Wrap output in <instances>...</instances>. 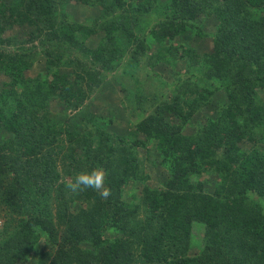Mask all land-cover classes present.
I'll return each mask as SVG.
<instances>
[{
    "label": "trees",
    "instance_id": "obj_1",
    "mask_svg": "<svg viewBox=\"0 0 264 264\" xmlns=\"http://www.w3.org/2000/svg\"><path fill=\"white\" fill-rule=\"evenodd\" d=\"M65 1L98 4L106 21L121 10L105 26L107 42L87 49L96 63L111 67L125 51L147 58L155 42L151 68L185 63L184 74L193 68L194 75L180 78L171 97L140 115L134 133L117 135L80 108L86 91L53 60L26 77L29 56L0 49V75L7 79L0 90V264H47L48 258L55 264H264V150L242 148L257 128L264 143V0ZM54 4L0 0V45L26 21L43 22L39 34L70 43L95 32L61 23ZM202 16H212L214 31L212 50L201 53L193 34H207L197 23ZM116 32L125 43L114 39ZM53 99L78 109L91 129L51 115ZM212 101L215 115L185 133L200 102ZM152 144L155 165L166 175L160 187L145 184L137 151ZM92 167L106 170V199L91 189L74 196L64 188V176ZM202 172L218 177L212 192L198 180ZM129 184H141L140 193L126 189ZM43 242L46 252L37 247Z\"/></svg>",
    "mask_w": 264,
    "mask_h": 264
},
{
    "label": "rangeland",
    "instance_id": "obj_2",
    "mask_svg": "<svg viewBox=\"0 0 264 264\" xmlns=\"http://www.w3.org/2000/svg\"><path fill=\"white\" fill-rule=\"evenodd\" d=\"M5 1L8 2L10 0ZM64 1H60V3L63 2V4H60L58 0H55V4L53 5L56 6L57 16L61 18V23L64 25H69L72 21L75 24L82 23L85 28H93L95 32H91L80 41L70 43L69 40L65 42L57 35L46 37L44 33L39 34L37 30L39 25H44L43 22H33L34 25L33 23L31 25L26 21L22 25H19L21 27L7 31L6 36L11 38V42L0 45L1 52L7 56L15 53L23 54L26 57L29 56L32 64L30 68L25 70L24 74L26 77L32 78L46 71L47 67L51 64L48 60H53L59 70L71 74L72 79L78 80L79 86L87 93V97L83 100L82 107L80 108L86 109V112H90L93 115L102 117L105 122L107 121L106 130L108 132L117 135L134 133L135 123L142 115L145 116V114L153 111L154 102L171 97L173 85L180 78H184V76L187 79L191 78V76L193 77V68H189L191 71H187L184 74L185 63H177L172 66L171 64H164L161 61L159 64L152 65L154 68H151V63H155L153 59L159 49V45L155 42L146 51L147 58L145 56H137L136 59H132L130 53L125 51L122 58L111 67L106 68L103 64L96 63L94 56L89 54L87 49H94L102 41L107 42L108 34L106 33L105 26L112 20H115L117 12L121 10L113 12L111 14V21H106L107 17L104 16L102 7L98 4L90 7L82 2ZM209 18H212V16ZM209 18L202 16L197 19V23L207 34L204 37L193 34V44L195 46L198 44L196 47L201 53L210 51L213 48L212 33L214 30L212 27L214 19ZM30 19L35 20L36 18L35 16H31ZM130 25L128 24V26ZM74 29L75 26H72L71 30ZM55 30V28L52 29V31ZM114 39L119 43H125L127 38L120 36L116 32ZM188 43L192 44L191 42ZM148 56L151 57L148 58ZM6 80L5 76L0 75V90L3 87L2 83ZM199 81H202L201 78ZM138 92H140L139 95L145 96V98L138 100L136 95ZM260 95L263 96V93ZM216 96L220 98L221 93H217ZM200 104L202 107L199 106L194 111L189 122L184 127V132L187 134L196 131L199 123L201 125L205 124L210 115H215L213 101L209 104L205 102H200ZM48 107L51 115H66L68 118H75L82 129H91V126H93L81 118L78 114V109L67 108L55 99L49 102ZM260 136L261 129L257 128L256 135L253 138L248 136L243 141L242 148L250 150L254 147L264 150V143L258 140ZM68 145L69 142L67 140L62 142V146L66 147ZM137 151L142 161L143 174L147 176L145 184L151 187L162 186L166 175L162 172L161 167L155 165L159 159L155 145L152 144L146 148L139 147ZM56 152L57 149H55V154ZM57 162H59L58 159ZM196 176L198 180L202 181L203 189L206 192H212L214 185L218 182V177L210 172H202ZM63 178L65 181L69 179L68 176H64ZM125 188L139 194L142 185L129 184ZM259 202L264 208V197L259 198ZM51 211L54 212L53 209ZM13 218H17V215L14 214ZM105 235L108 236L110 234L105 233ZM37 247L41 252H46L50 246L43 242ZM27 264H36V261L32 259ZM47 264L55 263L51 258H48Z\"/></svg>",
    "mask_w": 264,
    "mask_h": 264
},
{
    "label": "clouds",
    "instance_id": "obj_3",
    "mask_svg": "<svg viewBox=\"0 0 264 264\" xmlns=\"http://www.w3.org/2000/svg\"><path fill=\"white\" fill-rule=\"evenodd\" d=\"M107 173L103 167H92L77 171L74 176L65 181V189L74 196L91 189L106 199L111 194L106 184Z\"/></svg>",
    "mask_w": 264,
    "mask_h": 264
}]
</instances>
